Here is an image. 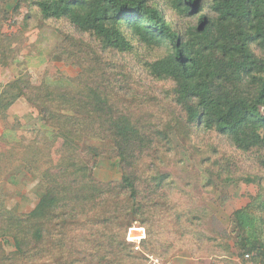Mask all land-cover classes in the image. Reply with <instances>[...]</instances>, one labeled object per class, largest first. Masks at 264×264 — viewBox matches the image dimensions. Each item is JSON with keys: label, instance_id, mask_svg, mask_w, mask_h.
Here are the masks:
<instances>
[{"label": "rangeland", "instance_id": "1", "mask_svg": "<svg viewBox=\"0 0 264 264\" xmlns=\"http://www.w3.org/2000/svg\"><path fill=\"white\" fill-rule=\"evenodd\" d=\"M148 2L160 9L180 33L196 24L197 17L179 16L169 0ZM19 3L17 11L16 0H6L0 6L5 11L0 17V77H5L0 78V93L13 79L30 78L33 87L43 86L41 91L50 94L48 100L56 102L38 101L24 123L11 111L3 120L4 126L21 134L16 148L0 144V201H4L7 212L12 216L28 213L42 193L41 174L68 164L63 158V138L57 135L61 120L76 122L83 130L92 127L94 135L100 132L99 126L89 120L90 108L78 96L87 87L95 88L113 111L129 117L151 141L148 150L136 152L133 168L142 181L138 188L145 198L141 201L143 213L136 216L131 228L143 229L145 238L139 251L132 247L131 259L125 264H239L231 256L236 242L233 215L253 203L260 193L256 179H262L264 171L257 165L256 154L242 153L224 136L187 122L186 114L174 101L173 83L153 78L146 68L147 63L164 54L163 49L147 48L125 31L132 45L130 52L105 50L94 36L76 31L66 20L42 21L34 8ZM203 4V13L210 14L207 0ZM29 11L31 16L25 20ZM44 111L54 113L59 120H43L49 117ZM87 133L63 137H68L79 160H88L87 148L98 154L88 166L96 183H120L122 166L112 142L91 138ZM161 178V189L154 191ZM119 197L114 199L118 207L112 208L116 214L131 207L123 195ZM103 206L105 203L97 210ZM83 219L82 223L88 218ZM74 227L68 230L73 250H91L93 245L86 244H94L99 235L111 230L98 226L93 228L97 233L90 234L88 225L76 227L77 231ZM0 249L2 257L15 253L10 238L0 240ZM75 261L71 258L65 264Z\"/></svg>", "mask_w": 264, "mask_h": 264}, {"label": "trees", "instance_id": "2", "mask_svg": "<svg viewBox=\"0 0 264 264\" xmlns=\"http://www.w3.org/2000/svg\"><path fill=\"white\" fill-rule=\"evenodd\" d=\"M16 1L15 11L21 1L30 10L34 8L42 21L66 20L76 31L94 36L105 50L130 52L132 45L125 31L147 48L163 49L164 54L147 63L146 68L153 78L173 83L174 101L186 114L187 122L224 136L242 153H255L257 165L264 171V0H207L210 14L203 13L204 0H169L179 16L197 17L196 24L182 33L148 0ZM5 2L0 0V6ZM4 15L0 8V17ZM30 16L29 11L25 20ZM41 88L33 87L30 78L18 77L8 83L0 93V120L6 119L17 101L29 108L37 107L38 101H50V94ZM82 93L78 96L90 108L89 120L99 126L100 132L94 135L92 127L83 130L76 122L61 120L57 135L63 138V158L68 164L56 165L41 174L42 193L28 213L12 216L0 201V240L10 238L15 247L12 256H0V264H65L71 258L76 264H125L131 259L133 246L126 243L125 234L137 221L136 216L143 213L141 201L145 198L138 188L142 181L133 170L134 162L136 152L148 150L151 141L129 117L113 111L98 89L87 87ZM43 114L49 116L43 120H59L50 111ZM87 131L91 138L112 142L122 166L120 183H96L88 166L98 154L87 148L88 160H79L68 137H63ZM262 181L264 177L256 179L261 190L253 203L233 215L236 242L231 256L239 264H264ZM162 182L163 178L153 190L159 191ZM120 195L131 207L119 209L116 214L112 208L118 207L114 199L119 200ZM103 203L102 210H97ZM83 218L88 219L82 223ZM86 225L90 226L86 230L90 234L98 226H109L111 230L99 235L94 244L88 242L86 245H93L91 250H73L69 228L75 226L73 230L77 231Z\"/></svg>", "mask_w": 264, "mask_h": 264}, {"label": "crops", "instance_id": "3", "mask_svg": "<svg viewBox=\"0 0 264 264\" xmlns=\"http://www.w3.org/2000/svg\"><path fill=\"white\" fill-rule=\"evenodd\" d=\"M2 77L4 80L5 77L1 76L0 78ZM32 110H33L32 108L27 107L21 101H17L13 106H11V108L9 109V112L10 111L13 112V114L16 115V118L24 123L27 120L26 115L31 114ZM3 123L4 121L0 120V144H4L7 147L12 145L13 148H16L15 145L21 140L20 131L15 130L14 128L8 127L7 125L4 126Z\"/></svg>", "mask_w": 264, "mask_h": 264}, {"label": "built area", "instance_id": "4", "mask_svg": "<svg viewBox=\"0 0 264 264\" xmlns=\"http://www.w3.org/2000/svg\"><path fill=\"white\" fill-rule=\"evenodd\" d=\"M133 232H141V234L140 235H132V233ZM145 238V236H144V231H143V229H138V228H131V229H129V231H128V238H127V240L129 241V242H131L132 244H134V245H132L133 246V250L134 251H139V247H140V242L143 240ZM126 240V241H127ZM127 241V242H128ZM128 242V243H129ZM245 258H248V256H245ZM152 264H159L157 261H154Z\"/></svg>", "mask_w": 264, "mask_h": 264}]
</instances>
